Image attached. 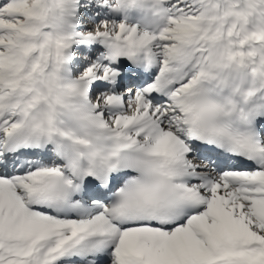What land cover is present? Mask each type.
Wrapping results in <instances>:
<instances>
[{
	"label": "snow or ice",
	"instance_id": "6c2138e0",
	"mask_svg": "<svg viewBox=\"0 0 264 264\" xmlns=\"http://www.w3.org/2000/svg\"><path fill=\"white\" fill-rule=\"evenodd\" d=\"M0 264H264V0H0Z\"/></svg>",
	"mask_w": 264,
	"mask_h": 264
}]
</instances>
